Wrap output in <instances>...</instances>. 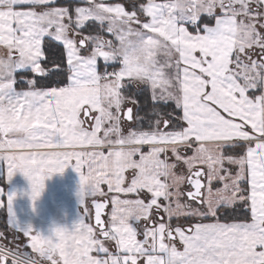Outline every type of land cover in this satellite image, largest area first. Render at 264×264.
I'll return each instance as SVG.
<instances>
[{
	"label": "snow or ice",
	"instance_id": "snow-or-ice-1",
	"mask_svg": "<svg viewBox=\"0 0 264 264\" xmlns=\"http://www.w3.org/2000/svg\"><path fill=\"white\" fill-rule=\"evenodd\" d=\"M0 161L33 207L69 165L111 194L45 236L7 191L48 264H264V0H0Z\"/></svg>",
	"mask_w": 264,
	"mask_h": 264
},
{
	"label": "crops",
	"instance_id": "crops-1",
	"mask_svg": "<svg viewBox=\"0 0 264 264\" xmlns=\"http://www.w3.org/2000/svg\"><path fill=\"white\" fill-rule=\"evenodd\" d=\"M253 58L259 59L260 57L253 56ZM20 87H23V85H17V88ZM255 94L259 93L256 92ZM44 183L45 188L40 197L35 201V206L33 207V201L28 194L30 192L28 179L23 173L17 171L12 179L8 181L6 178V165L0 161V189L4 190L3 194L0 195V223L2 224L0 225V238L14 240L16 247L27 252L33 258H39L47 262L32 250L30 237L25 236L9 222L7 191L16 192V196L12 202V209L18 224L23 227L31 226L34 231H38L45 236L50 235L56 227H66L71 230L79 220L80 214L84 217L86 223L94 226L92 208V201L94 200L108 199V207L104 215V220L107 221L108 215L111 212V194L107 198L101 197L99 194L96 197L87 196L85 203L81 205L78 197L80 176L71 165L63 173L52 174L45 179ZM218 187H222V184L214 182L213 188ZM101 188L105 193L108 192L107 185H101ZM185 190H187V185H185ZM179 222L187 221L181 219ZM191 222L195 223L196 220L192 219ZM176 223L177 221L173 220V224ZM176 243L177 247L182 250V245L178 238ZM7 264L11 263L7 262Z\"/></svg>",
	"mask_w": 264,
	"mask_h": 264
},
{
	"label": "trees",
	"instance_id": "trees-1",
	"mask_svg": "<svg viewBox=\"0 0 264 264\" xmlns=\"http://www.w3.org/2000/svg\"><path fill=\"white\" fill-rule=\"evenodd\" d=\"M64 2H65V0H59V1H58V5L63 4ZM204 18H206V16L202 17V21H201L202 23H206V22H211V23H213V21H214V20H210V19H207V20L205 21ZM99 68H100L101 71L103 70V69H102L103 67H102V64H101V63H100V65H99ZM111 70H112V69H111ZM18 85H21V84H18ZM138 99H140L141 104H147V107L145 108L144 112H150V110H151L150 93H149V96H148L147 98H138ZM173 106H174V105L172 104V102H169L168 105H167V108H166L165 110L170 111V110L172 109ZM157 107H158V108H164L165 106H164L163 104H160V105H157ZM144 112H141L140 115H141V116H144ZM152 119H155V116H153ZM144 127L147 128V121H145V123H144ZM221 211H222L225 215H227L228 212H229V209H226V208H225V209H221ZM240 214H242V215L245 214V213L243 212L242 209L240 210ZM246 215H247V218L250 219V212H247ZM221 219H224V216H221ZM0 225H2V224L0 223ZM0 227H1V226H0Z\"/></svg>",
	"mask_w": 264,
	"mask_h": 264
},
{
	"label": "rangeland",
	"instance_id": "rangeland-1",
	"mask_svg": "<svg viewBox=\"0 0 264 264\" xmlns=\"http://www.w3.org/2000/svg\"><path fill=\"white\" fill-rule=\"evenodd\" d=\"M59 1V0H58ZM107 2H113V3H115V2H120V0H107ZM217 11H219V10H217ZM207 19H209L207 16H206V18H204V20L206 21ZM107 38H110V37H107ZM101 64H102V67L104 68V66H103V63L101 62ZM102 68V69H103ZM111 69L112 68H109L108 70L109 71H111ZM103 71V70H102ZM130 106V105H129ZM123 127V126H122ZM127 129L125 128V131H126ZM182 224H185V226H186V224H187V222H182ZM16 242L14 241V240H10V239H6V240H4V239H1L0 238V246H4V247H6V248H9V249H12V250H15V251H17V252H21V253H27V252H25V251H23V250H21V249H19L18 247H16V244H15ZM28 254V253H27ZM29 255V254H28ZM30 256V255H29ZM33 258V257H32ZM34 260H36V261H38V262H40L41 264H48L47 262H45V261H43V260H40L39 258H33Z\"/></svg>",
	"mask_w": 264,
	"mask_h": 264
},
{
	"label": "water",
	"instance_id": "water-1",
	"mask_svg": "<svg viewBox=\"0 0 264 264\" xmlns=\"http://www.w3.org/2000/svg\"><path fill=\"white\" fill-rule=\"evenodd\" d=\"M94 201H96V202H105V199H103V200H94ZM107 207H108V203H107V206H106L104 212L102 213V219L103 220H104V215L106 214ZM92 208H93V224L95 226V204L93 203V201H92Z\"/></svg>",
	"mask_w": 264,
	"mask_h": 264
},
{
	"label": "built area",
	"instance_id": "built-area-1",
	"mask_svg": "<svg viewBox=\"0 0 264 264\" xmlns=\"http://www.w3.org/2000/svg\"><path fill=\"white\" fill-rule=\"evenodd\" d=\"M8 262H10V263H11V258H9ZM38 264H41V263H40V262H38Z\"/></svg>",
	"mask_w": 264,
	"mask_h": 264
}]
</instances>
